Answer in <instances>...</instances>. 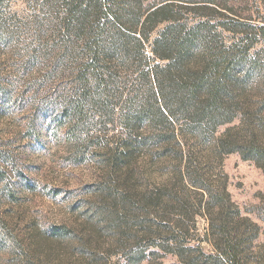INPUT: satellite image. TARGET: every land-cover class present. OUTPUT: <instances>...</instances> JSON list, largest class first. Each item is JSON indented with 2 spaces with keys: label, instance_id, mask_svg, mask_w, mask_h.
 Returning a JSON list of instances; mask_svg holds the SVG:
<instances>
[{
  "label": "trees",
  "instance_id": "1",
  "mask_svg": "<svg viewBox=\"0 0 264 264\" xmlns=\"http://www.w3.org/2000/svg\"><path fill=\"white\" fill-rule=\"evenodd\" d=\"M187 2L48 0L43 10L62 13L49 27L67 47L80 42L86 52L75 59L83 67L74 102L78 118L94 112L123 129L111 168L125 183L124 209L176 211V218L161 221L174 229L168 249L185 264H243L246 239L231 235L235 206L225 185L216 183L215 167L238 153L264 170V48L254 46L264 37V20L215 0ZM183 8L198 11V18L191 20ZM215 28L234 36L223 40ZM141 152L163 176L160 192L142 200L124 192L132 191L143 168L136 159ZM201 214L212 229L220 222L215 254L191 245L187 222ZM118 215L110 218L121 237L126 223ZM236 215L242 222L239 210Z\"/></svg>",
  "mask_w": 264,
  "mask_h": 264
},
{
  "label": "rangeland",
  "instance_id": "2",
  "mask_svg": "<svg viewBox=\"0 0 264 264\" xmlns=\"http://www.w3.org/2000/svg\"><path fill=\"white\" fill-rule=\"evenodd\" d=\"M47 1L0 0V264H185L168 249L166 238L174 229L161 221L176 218V211L154 205L124 209L125 183L111 168L123 129L94 112L81 119L74 112L83 70L75 59L86 52L80 42L67 47L49 27L63 14L43 10ZM215 2L264 20V0ZM182 10L191 20L198 18V11ZM215 30L223 40L234 36ZM254 46L263 49L264 37ZM136 159L143 168L132 191L124 192L142 200L160 192L163 176L142 152ZM215 173L235 206L229 212L231 235L246 239L243 264H264V170L231 153ZM116 212L126 223L121 237L110 218ZM187 224L191 245L215 254L219 220L214 229L204 214Z\"/></svg>",
  "mask_w": 264,
  "mask_h": 264
}]
</instances>
